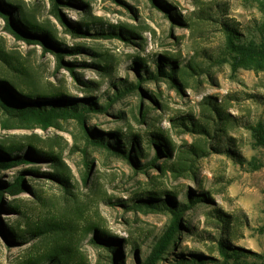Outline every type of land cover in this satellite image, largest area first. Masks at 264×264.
I'll return each mask as SVG.
<instances>
[{"label":"rangeland","instance_id":"obj_1","mask_svg":"<svg viewBox=\"0 0 264 264\" xmlns=\"http://www.w3.org/2000/svg\"><path fill=\"white\" fill-rule=\"evenodd\" d=\"M9 1H18L37 23L53 31L62 63L57 65L55 54L39 43L14 38L0 18V50L19 69L0 61L1 83L7 86L8 79L24 77L44 93L43 101L104 108L84 113L81 124L59 115L42 126L32 120L11 124L0 103V142L23 145L14 155L29 157L0 167L1 183L18 174L22 178L12 194L1 190L0 264H26L47 241L31 236L13 241L11 223L21 227L50 216L87 220L106 232L78 240L85 264H136L168 224L169 213L132 203L156 198L145 193L161 190L174 195H158L160 200L189 206L155 264H172L177 255L197 257L201 263L196 264H264V54L238 56L243 48L264 42V0H61L57 8L63 22L78 27L85 21L87 34L69 32L49 12V0ZM15 17L11 10L12 22ZM227 27L235 31L232 40ZM112 31L121 37L93 33ZM158 67H174L177 80H143L135 91L109 101L112 85L136 83L144 69L154 73ZM6 88L11 98L28 100ZM205 96L231 118L223 136L209 138L174 126L178 117L199 119ZM5 121L9 128L1 126ZM87 132L102 142L88 140ZM152 132L168 141V154L145 146L143 139ZM110 133L137 134L146 158L135 157L132 149L130 157L116 156ZM191 143L206 154L185 153ZM150 158L152 165H141ZM169 164L176 168L170 170ZM55 168L67 184L50 176ZM198 195L200 201L187 202L186 196ZM8 204L18 211L6 209ZM219 240L247 253L222 262Z\"/></svg>","mask_w":264,"mask_h":264},{"label":"trees","instance_id":"obj_2","mask_svg":"<svg viewBox=\"0 0 264 264\" xmlns=\"http://www.w3.org/2000/svg\"><path fill=\"white\" fill-rule=\"evenodd\" d=\"M62 2L61 0H49L50 9L49 12L65 27L67 30L73 34H87V22L82 21L78 24V27H69L67 26L59 14L57 5ZM18 1H9L4 0L0 1V18L3 20L4 28L9 31V33L17 39H21L27 43H39L44 49L52 51L56 56V62H61V52L60 44L56 43V36L50 28L45 27L43 24L37 23L33 17L27 13L20 5L17 4ZM16 14L13 22L10 19V12ZM80 27H84L81 30ZM227 34V39H234L235 31L229 27ZM94 34L100 36H117L121 37L120 33H110L103 34L102 32H93ZM71 50V49H69ZM264 54V42L257 46H249L243 48L238 52V56L241 58L249 56L251 58L258 57ZM167 58V57H164ZM0 61L7 65L11 70H19L9 63L6 55L3 51L0 50ZM157 63L158 60L155 59ZM143 64V63H142ZM70 65V64H67ZM232 68H235V62L232 64ZM143 75H138L139 80L136 83H127L122 84L117 87L115 86V92L111 95L109 101L116 100L129 92H133L138 89V86L143 80H153L158 77L166 78L167 80H177L175 76L174 67L170 69H163L158 67L154 73L144 69ZM179 73V72H178ZM2 79L0 77V103L2 105L3 111L13 119L11 124L16 122H27L32 120L42 126H45L50 122L53 117L56 116H72L76 118L80 124L84 120V113L91 110L99 112L98 110H103L104 107H95L93 104L81 105L80 107L76 103L68 102L67 105L64 104L61 100L53 101H43L41 99L45 98L44 93L38 88V86L30 81H27L24 77L8 79L6 85H3ZM6 87L15 90L18 95H24L28 100L24 103L11 98L9 91ZM15 92H12L15 94ZM24 92V93H23ZM16 94V95H17ZM32 100V101H31ZM201 103L204 105V113H201L199 119H191L188 116L178 117L176 120L178 123L174 126H181L183 130L192 134H199L213 138L214 136H223L225 132V126L231 124V118L223 111L219 104L213 102L209 96L202 98ZM3 128H9L10 123L5 121L1 122ZM115 147H113L114 154L123 158L130 157L129 152L132 149V152L135 157L144 159L146 154L143 152V148L139 146V136L132 133H110ZM88 140L93 142H102V139H93L91 138L89 132H87ZM145 146L149 144L153 145L156 148V153L163 151L165 154H168L171 151V148L168 144V141L159 133L152 132L149 134L148 138L143 139ZM23 149V145L19 143H8L4 144L0 142V167L8 168L15 165L21 160H28L29 157L26 154L20 155V157L15 156V153H20ZM227 150V149H226ZM35 152H39L34 149ZM185 153H188L194 157L203 156L206 154L205 149L195 145L193 143L186 146L184 150ZM46 156L54 159L57 164H60L59 159L56 155H53L51 152L44 153ZM153 159L150 158L148 161L142 163L141 165L150 166L152 165ZM138 164V163H137ZM139 165V164H138ZM170 170H173L175 167L174 164H169L167 166ZM55 168L54 172L50 175L56 178L58 181L67 184L64 176L57 172ZM27 171L36 173V168H28ZM22 185L21 176H15L9 183L0 182V196L1 190L5 189L7 193L12 194L17 191ZM146 195H156V198L148 197V200L145 201H133L132 206H142L145 207L149 212H156L161 210H166L169 213V221L166 227L163 229L161 234L154 240L150 246L147 255L141 260L137 261L136 264H155L156 261L160 260L162 254L166 253L167 247L173 241V238L178 232V229L181 226L180 217L182 216L184 210L188 208L189 205L175 202L170 203L167 199H159L158 195L173 196L174 193L170 191H154L146 192ZM187 202L194 204L196 201H200V196H186ZM142 199V198H139ZM1 207V203H0ZM8 210H17L16 205L8 204L6 205ZM9 233L13 237V241H21L25 239L26 236H31L32 238H47V241H43L41 249L32 257H30L26 264H85L81 254L77 249V242L83 235L93 234V232H98L100 234L106 235V232L99 229L92 223L83 220L77 222L74 219L63 218L57 216L43 217L37 222L34 223H23L21 227L15 223H11L8 227ZM94 236V235H93ZM92 242H96L95 237H92ZM6 245L9 243L4 240ZM112 243L106 245L107 253L112 255L113 250ZM217 252L221 255L223 261L226 259L236 260L242 254H246L247 251L236 248L229 247L221 240L217 241L216 246ZM109 260V257L106 256ZM211 260V259H210ZM201 263V260L197 257H188L184 259L180 255H177L173 259L172 264H196ZM111 264H115L111 260Z\"/></svg>","mask_w":264,"mask_h":264}]
</instances>
